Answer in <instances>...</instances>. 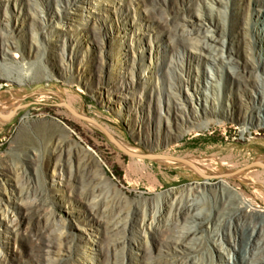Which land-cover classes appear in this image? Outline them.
<instances>
[{"label":"bare ground","instance_id":"bare-ground-1","mask_svg":"<svg viewBox=\"0 0 264 264\" xmlns=\"http://www.w3.org/2000/svg\"><path fill=\"white\" fill-rule=\"evenodd\" d=\"M150 1L153 6L146 9L145 16H139L138 22L133 21L131 28L125 27V22H113L112 18L121 21L132 11L138 14L143 0H7L0 8V13L4 14L0 21L4 24L7 18L10 19L9 10L13 6L23 17L18 26L20 31L24 21L31 20L32 55L41 54V72L32 77L42 75L47 83H51V74L44 63L46 49L52 57L61 60L62 74L82 79L80 68L88 61L74 52L69 53L70 47L86 46L78 37L82 31H72L75 21L85 23V28L89 29L85 32L92 31L102 49L107 48V38L104 33H98L97 28L108 21H111L112 29L125 30L124 37L137 34L135 29L144 28L137 35L138 41L141 45L150 44L152 49L161 47L158 42L154 45L160 31L174 33L179 52L172 53L175 63L171 66L176 72L180 70L174 89L167 96L161 91L156 100L157 91L148 97L147 91L139 93L140 87L134 83L138 86L134 92L123 96L130 97L137 106L135 125L140 134L146 135L151 146L176 143L187 132L200 134L201 129L213 120L209 115H224L225 109L218 110L217 107L223 94L224 74L210 76L207 71H199L195 81V65L211 62L222 71L227 66L233 67L234 87L229 90L240 91L239 102L230 104L235 126L246 133L251 125L261 123L260 120H264L261 70L264 67V37L256 38L254 42L251 33L256 25L259 34H264V22L253 23L251 16L257 1L263 6L259 8V14L264 16V0ZM54 23L67 25L69 32L54 29ZM6 25L8 27L10 22ZM8 30L0 31V78L12 76L1 72L3 67L23 71L34 62L32 57L26 59L19 54L21 44L15 30ZM45 36L52 37V41L46 43ZM125 49L128 67L124 75H133L132 68L139 57L136 44L127 43ZM144 53L145 50L140 55L143 61L148 59L150 64L156 61L154 52L148 58ZM103 58L106 60L105 56ZM76 63L79 64L77 75L72 70ZM99 70L106 69L101 66ZM154 72L157 74V69ZM26 76L28 73L22 72L15 78L22 80ZM203 77L208 82L206 88L201 84ZM183 85L194 90L192 102L177 91H182ZM105 90L113 92L110 85H106ZM147 107L150 110L158 108L156 125L151 122L144 126ZM0 108L12 112L16 107L10 109L0 105ZM35 115L36 112L26 110L17 126ZM154 119L152 116L150 121ZM57 124L62 132L50 137L41 176L39 169L38 175L37 172L34 176L29 175L31 159L39 160L42 156L29 145L25 149H32L36 154L34 157L18 155L0 159V264H56L65 248L74 257L71 264H264V165L242 169L244 165L239 160L228 156L204 159L189 156L186 158L199 168H192L189 176L165 182L153 169V163L189 168L186 162L169 157V154L178 155L175 145L171 150L157 152L161 156L151 160L132 155L130 169L150 178L142 186L140 178L120 175L108 158L70 121L59 117ZM126 145L139 152L127 142ZM220 165L230 167L223 171L213 170ZM33 178L36 183L30 188ZM54 190L63 197L54 195ZM59 200L73 204V208L78 206L76 210L83 212L79 219L102 232L106 242L92 237L90 232L89 236L81 237L86 245L72 237L53 213ZM218 229L223 230L222 235L216 233ZM226 242L233 246L225 247ZM14 244L19 246V253L12 250ZM90 246L93 250L88 249ZM205 246L210 250L207 254ZM213 247L219 250L217 255ZM119 248L125 250L122 260L117 258ZM228 249L235 250L233 259L227 258Z\"/></svg>","mask_w":264,"mask_h":264},{"label":"rangeland","instance_id":"rangeland-1","mask_svg":"<svg viewBox=\"0 0 264 264\" xmlns=\"http://www.w3.org/2000/svg\"><path fill=\"white\" fill-rule=\"evenodd\" d=\"M6 1L7 0H0V8ZM152 6L153 3L150 0H143L141 6L138 8L140 11L138 14H134L132 11L128 18H121V21H117V19H114L113 17V22H121V24L125 22V27L131 28V23L133 21L138 22L140 20L139 16H145L146 9L150 10ZM133 7H131L132 10ZM262 7L260 1H257L251 16L253 23L264 22V16L259 14V8ZM9 11L10 19L7 18L4 24L0 21V31H9L8 28L15 30L16 39L21 44L19 54H23L26 59L32 57L31 61L34 62L30 64L31 66H27V69L23 71L16 68L6 70L4 67L1 71L5 74H11L12 76L9 77V75H7L0 78V105L10 109L18 106H21V108L12 117H7L0 113V144H3L2 147H0V159L7 160L12 157H17L18 155L25 157L33 155L34 157L36 154H34L32 149H29V151L25 149V146L29 145L37 150L38 153L42 154L41 159L39 160L35 157L31 159V164H28V170L30 171L29 175L34 176V172H37L38 175L39 169L41 176L44 168L42 160L46 154L45 149L49 146L51 135L53 133L62 132L61 126L57 124L59 117H62L64 120L70 121L74 127L80 130L87 139L108 158L120 175H129L130 179H136L138 177L140 178L142 186L150 181V178L147 175H140L139 172L130 169L132 155L123 151L98 124L84 119L81 115L74 113L70 108L65 106L64 103L66 102L73 104L79 110L98 120L126 147H128L126 145L127 142L142 153L163 152L171 150V147L176 145L177 148L175 151L178 155L183 157L195 156L204 159L208 157L221 158L228 156V158L239 160L244 166L255 160L264 159V120H260L261 123L259 124L251 125L248 131L243 133L242 128L236 127V120L231 117L232 109L230 104L235 101L239 102L240 100V91L233 93L229 90L234 87V84H232V78L234 75L233 67L227 66L222 71V68L214 66L211 62L209 64L205 63L204 66L195 65V81L198 78L197 74L199 71H207L210 76L214 73L224 74L222 83L223 94L220 98L221 103L218 102L219 104L217 106L218 110L225 109L224 115H209V118H213V120L209 126H204L203 129H201L200 134H197L195 131L187 132L176 143L159 147L151 146L145 139L146 135L140 134L139 129L135 125L138 118L137 106H135V103L132 102L130 97L124 98L123 96L126 93L131 95L132 92H134L138 87L135 86L134 83H137L140 87L138 92H145L146 90L148 97H151V94L155 93L154 91H157L155 97L156 100L161 91V94L167 96V93L174 89L175 83L178 80V74H180V70L176 72L172 70L173 68L171 66L172 63H175V57L173 58L172 53L179 52V49L175 47L177 37L174 33L166 30L160 31L159 36H156L154 39V45L159 43L161 47H154V49H152L150 44L144 43L141 45L138 41L137 35L138 33L143 32L144 28L141 27L140 29H135L134 32L137 34L132 35L130 33L124 37L125 30L123 32H118V29H112L111 21H108L107 23H100L101 25L99 24L100 26L97 28V32L100 34L104 33L107 38V48L102 49L98 38L93 32H85L89 30L85 28V23L81 20L75 21V29L72 31H75L76 33L82 31V33L78 34V37L81 41H84L86 46L76 49L70 47L69 53L74 52L79 58L88 61L87 64L85 62V65L83 64L80 68L82 79L62 74L59 69L61 65L60 63H62L61 60L52 57L49 49H46L44 63L47 65V72L51 74L49 79L51 83H47L45 77L42 75L32 77L35 73L41 72V69L39 68L41 64L39 59L41 54L39 53L37 55L35 53L32 55L33 48H31L30 45L31 20L26 19L24 21V26H22L23 29L20 31L18 26L23 22V17L18 15L14 6L11 7ZM71 12L74 13L75 10H72ZM22 13H24V10ZM2 19H4V14L0 13V20ZM7 21L10 22V27H7ZM106 25L109 30H105ZM53 26L54 29L61 32H69L67 30V25L54 23ZM257 28L258 26L255 25V30L253 29L251 33V39L254 42L256 38H260L261 36L264 37V34H259ZM118 33H120V35H118ZM52 39V37L45 36L46 43L52 41ZM127 43L136 44L139 56L132 68L133 75L128 73L124 75L127 69L126 67H128L124 57L126 51L125 46ZM144 50V55L147 58L153 52L156 54V61H154L153 64H150V60L148 59H144L143 61L140 58V55ZM1 51L2 44L0 39V54ZM119 55L121 58L118 57ZM103 56L106 57V60ZM112 58L115 60L112 61ZM149 64L151 65L150 69L148 68ZM154 65L155 68L153 67ZM101 66L105 67L106 70L101 72L99 70L101 69ZM78 67L79 64L76 63L72 68L76 75L78 74ZM152 67L157 69V74ZM261 70L264 77V67ZM22 72H27L29 76H26L22 80H16L15 77H20ZM203 75L204 74H202V76ZM207 83V80L203 77L201 81L203 88L207 87ZM106 85H110L111 89H113L111 91L113 92H106ZM182 88V91L177 89L179 94H181V97H186L192 102L191 97L194 90H192V88L188 89L186 85H183ZM26 110L36 112L37 115L31 116V119L25 124L17 126L20 116L25 113ZM226 111L229 114H227ZM144 114L146 115L144 123L145 127L151 125V122L156 125L157 117L159 116L158 108L154 109L153 107L152 110H150L149 107H147ZM235 114H238V112H235ZM152 116L155 117V119L150 121ZM204 120H206V118H204ZM144 158H147L148 160L153 159L149 157ZM187 164L189 165V168H183L176 164H162L156 162L153 163V169L163 181L168 182L175 178L191 175L194 170L192 168L194 167L189 163ZM255 166L262 167L263 165ZM229 167V165H220L213 170L223 171ZM35 180L36 179L33 178L31 181L30 188L35 186ZM43 184L45 186V183ZM56 191L57 190H54L52 193L56 196H62L56 193ZM53 208L55 216L62 221V224L66 226V229L71 233L72 237L79 240V243H83L84 245L87 244L81 240V237L89 236V232L92 237L99 240L103 239L104 243L106 242L102 236V232H98L93 225L79 219V215H82L83 212L76 210L78 209V206L75 205V208H73V204H70L69 202L66 204L65 200H59L58 205ZM216 233L222 235L223 230L218 229ZM223 241L225 242V240ZM226 246L232 247L233 245L232 243L230 244L226 242L225 247ZM88 249L93 250L92 246L88 247ZM12 250L15 253L20 252L19 246L15 244L13 245ZM204 250L206 254L210 251L208 246H205ZM68 251L69 250H66L65 248L64 252L60 254V259L56 261V264H71L73 262L74 257L68 254ZM213 251L215 255L219 253V250L216 249V247H213ZM124 254L125 250L119 248L117 258L122 260ZM226 255L227 258L233 259L235 250L228 249ZM216 259L218 258L216 257Z\"/></svg>","mask_w":264,"mask_h":264},{"label":"water","instance_id":"water-1","mask_svg":"<svg viewBox=\"0 0 264 264\" xmlns=\"http://www.w3.org/2000/svg\"><path fill=\"white\" fill-rule=\"evenodd\" d=\"M31 103V102H30ZM28 104V103H27ZM65 106H67L68 108H70L74 113L78 114V115H81L84 119H87L91 122H94L96 124H98L100 127H102L106 132L107 134L110 136L111 139H113L117 145L125 152H127L128 154L130 155H133V156H141V157H149V158H156L157 156H161L159 155V153H142V152H136V151H133L131 149H129L128 147H126L124 144H122L103 124H101L98 120H96L95 118L91 117L90 115L86 114L85 112L79 110L77 107H75L73 104L69 103V102H66L64 103ZM21 108V106H18L16 107L12 112H4L1 108H0V113L1 114H4L5 116H8V117H12L14 116L17 111ZM169 157L171 158H174L176 160H181L183 162H186V163H189L190 165H192L194 168L198 169V165L193 162L192 160L186 158V157H183V156H180V155H174V154H169ZM255 165H264V159H258V160H255L249 164H247L246 166H243L242 169H246L248 167H252V166H255Z\"/></svg>","mask_w":264,"mask_h":264}]
</instances>
